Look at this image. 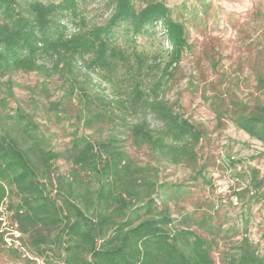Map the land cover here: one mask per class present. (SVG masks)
I'll list each match as a JSON object with an SVG mask.
<instances>
[{
    "label": "trees",
    "instance_id": "1",
    "mask_svg": "<svg viewBox=\"0 0 264 264\" xmlns=\"http://www.w3.org/2000/svg\"><path fill=\"white\" fill-rule=\"evenodd\" d=\"M86 1L0 0V79L8 78L0 111V218L5 205L18 233L10 239L19 246L6 245L4 230L0 243L18 256L29 253L25 264H215V239L189 229L197 225L212 232L209 217L174 219L167 202L171 195L153 180V168L130 160L117 132L96 141L75 133L68 148L58 152L33 113L18 105L5 110L14 98L12 74H57L65 84L61 101H77L87 127L116 118L132 145L147 149L157 161L195 162L200 130L164 100L159 82L146 85L138 49V39L160 25L169 47L162 71L169 75L191 51L187 23L176 19L163 0H108L107 18L91 25L84 14ZM182 9L196 15L192 8ZM89 71L120 96L110 99L99 86L97 93H89ZM255 76L264 89V71ZM211 99L218 121L229 119L264 146V103L249 109L242 102L225 105ZM60 103L50 105L58 109ZM130 113L139 116L128 124ZM59 160L70 165L68 173L56 167ZM248 223L244 218V235L222 255L223 264H264L245 236Z\"/></svg>",
    "mask_w": 264,
    "mask_h": 264
},
{
    "label": "rangeland",
    "instance_id": "2",
    "mask_svg": "<svg viewBox=\"0 0 264 264\" xmlns=\"http://www.w3.org/2000/svg\"><path fill=\"white\" fill-rule=\"evenodd\" d=\"M107 1H86L83 8L89 24L104 22L109 14ZM163 1L172 8L176 19L187 23L191 51L169 70V75L164 74L169 47L162 38L161 26H155L151 36L138 39V49L145 60L143 78L147 86L159 82L164 100L200 130L202 138L195 148V162L173 165L157 161L147 149L132 145L127 130L116 118L113 123L105 119L87 127L77 101H61L65 84L57 74L50 77L41 73L12 74L9 79L14 98L8 100L5 110L18 105L33 113L58 152L68 148L75 133L96 141L117 132L130 160L138 166L153 168V180L164 186L166 196L171 195L167 202L174 219L179 221L184 214L192 215L196 221L209 217L212 232L197 225H190L189 229L203 238L215 239L212 252L215 264H223L222 255L243 237L244 218L249 220L245 236L264 257V146L237 129L229 119L218 121L210 105L213 97L223 100L225 105L230 101L242 102L249 109L264 103V89L259 87L255 76L256 72L264 71V0ZM183 5L192 8L196 15H189ZM46 65L49 67L50 63ZM88 74L89 93H97L99 86L110 99L120 96L99 74L92 71ZM7 79H0V111L4 109L2 84ZM57 101L61 102L58 109L50 105ZM112 108L119 114L115 106ZM138 116V113L127 115L128 124L136 122ZM147 118L154 128L160 127L151 115ZM55 165L61 173L70 171L64 160ZM4 208L5 205L1 207L0 232L4 230L7 238H14L16 226ZM28 256L31 255L18 256L0 243V264H25L24 257Z\"/></svg>",
    "mask_w": 264,
    "mask_h": 264
},
{
    "label": "built area",
    "instance_id": "3",
    "mask_svg": "<svg viewBox=\"0 0 264 264\" xmlns=\"http://www.w3.org/2000/svg\"><path fill=\"white\" fill-rule=\"evenodd\" d=\"M18 235H14V238H17ZM5 243L8 247L13 246L14 248L19 246V243L16 240H11L10 238H5ZM37 264H42L39 260H37Z\"/></svg>",
    "mask_w": 264,
    "mask_h": 264
}]
</instances>
